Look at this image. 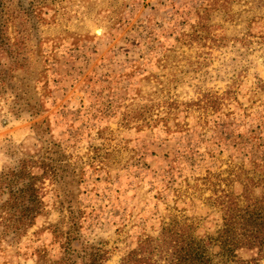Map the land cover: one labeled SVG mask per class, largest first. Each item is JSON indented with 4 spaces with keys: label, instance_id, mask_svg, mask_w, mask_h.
Returning <instances> with one entry per match:
<instances>
[{
    "label": "rangeland",
    "instance_id": "rangeland-1",
    "mask_svg": "<svg viewBox=\"0 0 264 264\" xmlns=\"http://www.w3.org/2000/svg\"><path fill=\"white\" fill-rule=\"evenodd\" d=\"M232 199L264 205V0H0V264H119Z\"/></svg>",
    "mask_w": 264,
    "mask_h": 264
},
{
    "label": "trees",
    "instance_id": "trees-1",
    "mask_svg": "<svg viewBox=\"0 0 264 264\" xmlns=\"http://www.w3.org/2000/svg\"><path fill=\"white\" fill-rule=\"evenodd\" d=\"M29 191L34 196L32 187ZM232 200L222 206L221 225L214 235L199 236L188 217L170 215L155 236L139 238L119 264H261L264 205H239ZM239 251H250L252 256L241 258ZM99 260L91 256L87 264H100Z\"/></svg>",
    "mask_w": 264,
    "mask_h": 264
}]
</instances>
